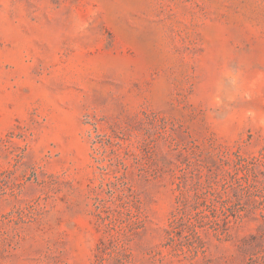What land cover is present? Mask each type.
Returning a JSON list of instances; mask_svg holds the SVG:
<instances>
[{"label": "rangeland", "instance_id": "1", "mask_svg": "<svg viewBox=\"0 0 264 264\" xmlns=\"http://www.w3.org/2000/svg\"><path fill=\"white\" fill-rule=\"evenodd\" d=\"M0 264H264V0H0Z\"/></svg>", "mask_w": 264, "mask_h": 264}]
</instances>
